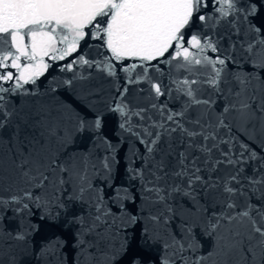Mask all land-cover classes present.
Here are the masks:
<instances>
[{"label":"snow or ice","instance_id":"6c2138e0","mask_svg":"<svg viewBox=\"0 0 264 264\" xmlns=\"http://www.w3.org/2000/svg\"><path fill=\"white\" fill-rule=\"evenodd\" d=\"M65 60L49 91L71 102L24 99ZM125 140L140 164L117 185ZM42 225L71 230L73 264H264L255 0H0V264H68Z\"/></svg>","mask_w":264,"mask_h":264}]
</instances>
